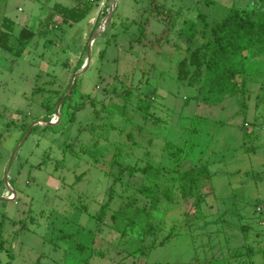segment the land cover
Segmentation results:
<instances>
[{"label":"rangeland","instance_id":"obj_1","mask_svg":"<svg viewBox=\"0 0 264 264\" xmlns=\"http://www.w3.org/2000/svg\"><path fill=\"white\" fill-rule=\"evenodd\" d=\"M78 1L0 0V264H264V52L234 63L245 95L179 74L229 11L260 20L264 0H117L105 30L113 3L97 0L19 39ZM126 165L152 169L118 180Z\"/></svg>","mask_w":264,"mask_h":264},{"label":"trees","instance_id":"obj_2","mask_svg":"<svg viewBox=\"0 0 264 264\" xmlns=\"http://www.w3.org/2000/svg\"><path fill=\"white\" fill-rule=\"evenodd\" d=\"M96 2L97 0H79L75 5L71 6L56 2L52 7V11L46 20L40 23L38 29L31 30L22 28L19 33V39L21 41H29L38 35L40 37H47L51 30L57 29L51 26L56 15L60 16L67 23L81 22L94 9ZM199 16L202 17L205 26H207L206 17L202 14ZM2 26L3 30L0 32V47L4 50H12L10 36L13 32L14 22L6 18L2 22ZM211 31L214 34V38L193 50L189 60L184 58L179 63V74L183 76L191 75L195 81L203 79V85L210 86L209 93H224L238 90L245 95L246 79L242 78L241 83L236 81L238 76L244 75L245 69L244 67L240 70L236 69L234 63L244 51L250 48L264 52V17L260 20H255L251 18L248 12L231 10L222 21L211 27ZM187 33L189 34V41H193L196 38V28L192 25H189ZM207 54H209V58H205ZM188 64L194 68L192 72L186 68ZM204 67L206 69L205 73L203 72ZM138 106L146 114L149 113V100L141 99ZM151 169V165H146L145 167H136L134 165L123 166L119 171L118 180H121L127 171L148 174ZM207 170V166H205L201 172H206L205 177L210 179V173ZM141 190L149 194L154 206L158 204L159 199L153 192H149L147 186H143ZM105 212V208H102L100 216L98 217L99 220ZM1 239L2 235L0 234ZM161 244H164V241Z\"/></svg>","mask_w":264,"mask_h":264},{"label":"water","instance_id":"obj_3","mask_svg":"<svg viewBox=\"0 0 264 264\" xmlns=\"http://www.w3.org/2000/svg\"><path fill=\"white\" fill-rule=\"evenodd\" d=\"M112 3H113V5H112V7L109 9V12H108V14H107V16L105 17V19H104V23H103V28H104V30L108 27V25L110 24V22L112 21V18H113V15H114V12H115V10H116V7H117V0H112ZM91 45H92V41H91V43H90V49H89V51H88V54H87V64L85 65V67L83 66V68L78 72V73H76V75L73 77V79H72V81H71V84H70V86H69V88H68V92H67V94H66V96H68L70 93H71V91H72V85H73V82H74V80H75V78L79 75V74H81V73H83L87 68H88V66H89V64H90V61H91ZM60 107H61V104L59 105V106H57V112L55 113V115L56 116H58V113H60L59 111H60ZM40 121H37L36 123H39ZM43 122V121H42ZM50 123H54V120L53 121H51ZM30 132V129H29V131H28V133ZM28 133L25 135V138H24V140L27 138V136H28ZM23 143V142H22ZM8 174H9V170L7 171V175L6 176H8ZM6 182H7V177H6ZM7 184H8V182H7ZM9 185V184H8ZM10 186V185H9Z\"/></svg>","mask_w":264,"mask_h":264},{"label":"bare ground","instance_id":"obj_4","mask_svg":"<svg viewBox=\"0 0 264 264\" xmlns=\"http://www.w3.org/2000/svg\"><path fill=\"white\" fill-rule=\"evenodd\" d=\"M91 47H92V45H91ZM87 63H88V62L86 61V63H85L84 65H86ZM84 65H83V66H84ZM59 114H60V113H59ZM56 117H57V116H55V118H56ZM39 123H41V121H40Z\"/></svg>","mask_w":264,"mask_h":264}]
</instances>
